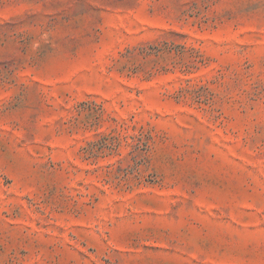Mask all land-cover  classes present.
Returning <instances> with one entry per match:
<instances>
[{
  "label": "rangeland",
  "instance_id": "1",
  "mask_svg": "<svg viewBox=\"0 0 264 264\" xmlns=\"http://www.w3.org/2000/svg\"><path fill=\"white\" fill-rule=\"evenodd\" d=\"M0 264H264V0H0Z\"/></svg>",
  "mask_w": 264,
  "mask_h": 264
}]
</instances>
